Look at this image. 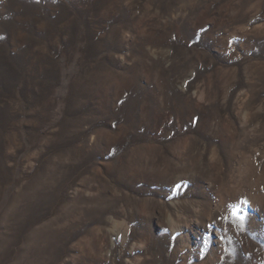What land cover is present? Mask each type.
Returning <instances> with one entry per match:
<instances>
[{
  "label": "rangeland",
  "instance_id": "obj_1",
  "mask_svg": "<svg viewBox=\"0 0 264 264\" xmlns=\"http://www.w3.org/2000/svg\"><path fill=\"white\" fill-rule=\"evenodd\" d=\"M0 264H264V0H0Z\"/></svg>",
  "mask_w": 264,
  "mask_h": 264
}]
</instances>
